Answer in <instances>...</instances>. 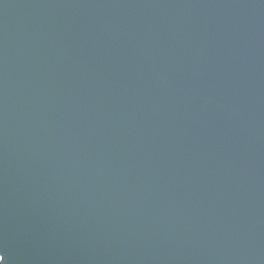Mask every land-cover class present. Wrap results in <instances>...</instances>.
I'll return each mask as SVG.
<instances>
[{"label":"water","instance_id":"1","mask_svg":"<svg viewBox=\"0 0 264 264\" xmlns=\"http://www.w3.org/2000/svg\"><path fill=\"white\" fill-rule=\"evenodd\" d=\"M0 264H264V0H0Z\"/></svg>","mask_w":264,"mask_h":264},{"label":"snow or ice","instance_id":"2","mask_svg":"<svg viewBox=\"0 0 264 264\" xmlns=\"http://www.w3.org/2000/svg\"><path fill=\"white\" fill-rule=\"evenodd\" d=\"M3 260V256H0V261H2Z\"/></svg>","mask_w":264,"mask_h":264}]
</instances>
